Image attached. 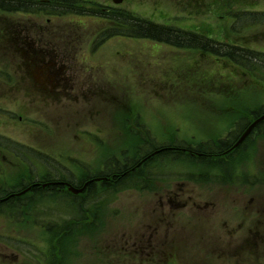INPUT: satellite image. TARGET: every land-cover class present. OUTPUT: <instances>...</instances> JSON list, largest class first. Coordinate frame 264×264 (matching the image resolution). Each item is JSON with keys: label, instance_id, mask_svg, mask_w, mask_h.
Returning <instances> with one entry per match:
<instances>
[{"label": "rangeland", "instance_id": "rangeland-1", "mask_svg": "<svg viewBox=\"0 0 264 264\" xmlns=\"http://www.w3.org/2000/svg\"><path fill=\"white\" fill-rule=\"evenodd\" d=\"M73 1L183 37L200 34L219 49L233 44L264 53V24L238 22L233 31L228 12L215 17L216 0ZM228 6L264 13V0ZM112 27L97 15H0V137L43 158L31 165L0 146V197L44 178L77 186L110 162L121 186L141 183L113 195L100 183L80 196L43 190L3 204L0 264H264V128L236 146L264 110V72L244 75L227 58L177 47L185 40L176 37L164 44L128 32L104 41ZM17 33L37 53L36 61L27 56L28 72L21 40H12ZM226 140L233 153L201 163L190 154L162 158L155 149L195 151ZM130 159H143L131 173L123 167ZM15 238L24 241L29 263L14 254L8 239Z\"/></svg>", "mask_w": 264, "mask_h": 264}, {"label": "trees", "instance_id": "trees-1", "mask_svg": "<svg viewBox=\"0 0 264 264\" xmlns=\"http://www.w3.org/2000/svg\"><path fill=\"white\" fill-rule=\"evenodd\" d=\"M235 2H237L238 0H233ZM251 0H242L243 3H250ZM229 3H232V0H216V2L214 4H212L213 8H215V12L214 15L215 17H217V14L220 11H223V14L225 16H227L228 12L231 16V18L234 20L233 21V27L232 30L234 31V28L236 26V24L238 22H240V24H244L247 22H258V23H263L264 24V13H259L257 14H253L252 12L249 11H237V12H232L230 10L231 6H228ZM244 6V5H242ZM246 7V6H244ZM45 8H49L48 10H46ZM213 8H209L208 12H211V10ZM46 12L47 15H50V17L52 18H63L65 16H67L68 14L71 15H87V16H96L97 17H101L104 18L106 20H108V22L112 25H114L115 27H112L111 29L106 30L101 36H104L103 40L107 41L110 40L111 38L114 37H128L129 34L127 35L128 32H132L133 34H131V38H135V39H153L159 42H164V40L168 43V44H172L169 41L173 38H177L179 40H185L184 43L187 45H182L179 42V45H176L177 47L181 48V49H195V50H201L202 52L206 53V54H213L216 56H220V57H224L229 59L232 63H234V65H236L238 68L242 67L244 70L248 69L249 73L252 74H257L259 72H264V53L263 52H258V51H253L251 49L245 48V47H240L237 45H225L227 47L226 50L223 49H219V47H213V46H218L216 44H218V42H216L215 40H212L210 38L204 37L200 34H196V33H191V32H183L185 35V37L177 34L174 32V29L168 28V27H164V26H159L155 23H152L150 21H145V20H139L137 18H135L133 15L129 14V13H125V12H120V11H111L109 9H107L106 12H104L105 14H98V13H94L92 11H90L89 9H85L84 7L79 6L78 4H76L73 0H48V1H43V0H0V15H4V16H15L17 14H23V15H30L31 13H36V14H41L42 12ZM219 18H224L223 16L219 15ZM257 19V20H255ZM126 25V27L124 25ZM239 24V23H238ZM128 27V28H127ZM128 29L130 31H128ZM4 31V30H3ZM12 31V29H11ZM10 28L8 27L5 31V34H9L10 32ZM239 32V31H238ZM18 40H21L20 43L22 45V49L25 52V59H23V67L26 69V71L28 72V65L29 62L27 60V45H28V41L26 38H19L18 33L14 34ZM8 39H12L10 36H8ZM14 41V39H12ZM186 40H191V45L188 44V42ZM10 42V41H9ZM182 45V46H181ZM219 45H223V44H219ZM223 47V48H226ZM7 48H10L7 45ZM24 54V53H23ZM36 61V60H35ZM44 62V61H41ZM35 63V62H34ZM247 71V70H246ZM2 72V71H0ZM264 110L260 113L257 114V117L260 116L261 113H263ZM264 128V123L261 124L258 127V131L260 132L262 129ZM235 134L231 133L229 135V138H235ZM209 144V143H208ZM207 145V144H205ZM211 147H215L216 149H210L209 151H218V152H210V153H217V154H212V158H210V160L212 159H222L220 156H223V154L225 153L226 150H224V146H226L228 149L232 148L233 146L230 145L229 141H219L217 143H215L214 145L210 144ZM0 146H2L5 149H11L13 147L17 148V151L15 153L16 156L20 157V158H24V156L28 153H33L34 151L29 149V148H25L23 146H20L18 144H15L13 142L10 141H6V145L0 143ZM189 148H191L190 145H187ZM204 146V145H201ZM201 146H198L197 148L200 149L202 148ZM197 149V150H198ZM227 149V150H228ZM171 150H177V148L175 149H171ZM169 149H166L164 151L167 152H163L162 150V155H160L162 158L164 157H168L169 155H171L169 152L171 151ZM36 156V155H35ZM198 161L201 163L204 161V159H202L201 157H199ZM114 162V161H113ZM112 162H110L108 164L109 170L108 171H104V173L102 174V176H104L107 180L105 181V183H102L103 189L107 190L104 193L113 195L115 193L118 192H122L127 189L130 188V185L127 186H121L122 181L120 180L121 174L120 172H118V169L116 168V166L114 168H112L113 165H111ZM118 163V161L116 162ZM120 164V163H119ZM118 164V166H119ZM116 165V164H115ZM140 165L139 160L137 161L136 159H130L129 160V165L127 164L126 166H123L125 169H127L128 167H131L133 169L129 170V173L133 172V170L135 171L136 168H138V166ZM136 174H131L130 176V180H132L133 178H135ZM137 179V177H136ZM110 181H116L117 184L115 185L114 183L112 184ZM96 183H92L88 189L85 191L84 194H93V190L96 188ZM135 186V185H133ZM117 188V189H116ZM145 188V187H143ZM41 190V189H40ZM83 194V195H84ZM20 199H14L13 202H18ZM4 205H0V207H2ZM19 208V207H17ZM52 233V232H50Z\"/></svg>", "mask_w": 264, "mask_h": 264}, {"label": "bare ground", "instance_id": "bare-ground-1", "mask_svg": "<svg viewBox=\"0 0 264 264\" xmlns=\"http://www.w3.org/2000/svg\"><path fill=\"white\" fill-rule=\"evenodd\" d=\"M247 48V47H246ZM241 69H243L242 67H240ZM247 70V71H246ZM246 70H242L245 74L244 75H249L250 76V73H249V70L248 69H246ZM260 112H262V111H259L258 113H260ZM264 116V112L263 113H261L260 114V116H258L257 117V114H256V116H255V120L249 125V127L252 125V124H254L258 119H260L261 117H263ZM264 123V121H262L261 123H259L254 129H253V131H252V133H254L255 131H258V127L261 125V124H263ZM251 133V134H252ZM231 134V133H230ZM229 134V135H230ZM250 138V137H249ZM248 138V139H249ZM235 139V138H234ZM248 139H246L244 142H243V146H245V144H246V142L248 141ZM227 141V140H226ZM219 142V141H218ZM230 145H232V144H230ZM202 148H200V149H198V150H195V151H189V150H191L188 146H186V147H180V145H177V144H170V145H168V146H163V147H160V148H158V147H156L155 149H156V153L157 154H162V150H163V152H167V151H164V150H166V149H169V150H171V149H175V148H177L178 149V151L177 150H171L169 153L174 157V158H181L183 155H186V154H190L192 157H196V159L198 160L199 159V157H201L202 159H204V161L206 160V162L207 161H211L210 160V158H212V154H217V153H210V152H218V151H209L212 147H211V145H210V143L209 144H207V145H204V146H201ZM155 149H153L154 151H155ZM212 149H216L215 147H213ZM228 148L226 147V146H224V150H227ZM152 150V151H153ZM16 151H17V148L16 147H13V148H11L10 150H8V152L9 153H11L12 155H14L15 153H16ZM188 152V153H187ZM239 152V151H238ZM231 153H233V151L231 152ZM228 154H230V153H227V154H223V156H220L221 158H224L225 156H227ZM182 155V156H181ZM152 156L153 155H149L148 156V159L150 160V162L149 163H147V165H149V164H152L153 163V161H151L152 160ZM43 158H39V161H41ZM137 161L139 160V162L140 163H142L143 162V159H136ZM212 160H218V159H212ZM200 163V162H199ZM146 165V166H147ZM29 169H28V172L30 171V173L31 172H33V170H31V169H33L34 168V166H29L28 167ZM130 169H133V168H130ZM134 171V170H133ZM94 178H95V176H93L92 175V173L90 174V176H88L87 178H85V180L83 181V183L82 184H79V185H75L74 184V182L73 181H68L69 183H67L68 185L67 186H65L63 189H71V192H72V189H75V188H77V187H80V186H82V185H86V186H90L91 184H92V182H93V180H94ZM137 179H138V181L139 180H141V177H137ZM136 178H134V180H137ZM51 179L50 178H44V180H39L36 184H35V186H33V187H26V188H24L22 191H20L19 193H17V192H11L9 195H7V196H5V197H0V199H3V200H5V201H0V205H3V204H7V203H12L13 202V200L14 199H20L19 201H21V199H22V197H24L25 195H27L28 193H31V192H33V193H35V194H38V193H40L41 191H43L41 188H43L42 186L43 185H45V186H48V185H50V184H55V183H51ZM97 182H99V181H97ZM130 185V188L129 189H140V185H141V183H137V184H129ZM133 185H135V186H133ZM32 188V189H31ZM146 188V187H145ZM41 189V190H40ZM128 190V189H127ZM3 189H2V191L0 192V195H3ZM72 195L73 196H78V194H76V193H74V192H72ZM9 241H11V242H13L14 243V245L16 246L15 248H14V254H16V256L17 257H19V258H21V259H24L26 262H28L29 263V259L27 258V257H25V255H24V241H21L20 239H8ZM11 247L10 246H8V249H10Z\"/></svg>", "mask_w": 264, "mask_h": 264}, {"label": "flooded vegetation", "instance_id": "flooded-vegetation-1", "mask_svg": "<svg viewBox=\"0 0 264 264\" xmlns=\"http://www.w3.org/2000/svg\"><path fill=\"white\" fill-rule=\"evenodd\" d=\"M15 36V35H14ZM27 41H28V45H27V56H28V58H29V60L32 62V61H34L35 60V58L37 57V53H36V51H35V47H34V44H33V42L32 41H30L29 39H27ZM17 42V38L16 37H14V44ZM161 43H164V44H168L165 40H164V42H161ZM13 44V45H14ZM46 63H45V60H44V64L43 65H45ZM43 68V70H44V66L42 67ZM0 138H2V137H0ZM2 139H5V138H2ZM6 141H10V142H13V143H15V144H18V145H20V146H23V147H25V148H29V149H31V150H33L35 153H38L36 150H34V149H32L31 147H27V146H24L23 144H20V143H17V142H14V141H12V140H8V139H5ZM233 147H234V145H232ZM230 148V149H228V150H226L225 151V153L224 154H227V153H231L232 151H233V149L234 148ZM193 151V150H192ZM28 153V154H26L25 156H24V158L22 157V158H20V157H18V156H16L15 154V156L18 158V159H20V160H22L23 162H26V163H30L31 165L33 164V161L35 160H37V159H39L40 157H38V156H35V153ZM27 164V165H28ZM29 167V166H28ZM104 173V172H103ZM102 173V174H103ZM102 174H100V175H98L97 177H95L94 178V180H93V182L92 183H96V184H98V183H100V184H102V183H105V181L107 180L104 176H102ZM48 179V178H47ZM97 181H99V182H97ZM37 182H34L31 186H29V187H33V186H35V184H36ZM51 183H55V184H50V185H48V186H45V185H43L42 187L43 188H41L42 190H47V191H50V192H55V191H64V192H67V194L69 193L70 195H72V192H71V189H63L65 186H67L68 184L67 183H69L68 181H66V180H59V181H51ZM88 187L89 186H86V185H82V186H80V187H77L76 189H85V191L88 189ZM32 189V188H31ZM84 191V192H85ZM83 194V193H82ZM82 194H79L78 196H80V195H82ZM0 201H5V200H3V199H0Z\"/></svg>", "mask_w": 264, "mask_h": 264}, {"label": "water", "instance_id": "water-1", "mask_svg": "<svg viewBox=\"0 0 264 264\" xmlns=\"http://www.w3.org/2000/svg\"><path fill=\"white\" fill-rule=\"evenodd\" d=\"M123 2V0H115V3L116 4H121ZM262 121H264V116L261 117L260 119H258L254 124H252L248 129L247 131L245 132V134L243 135V137L240 139L239 143L236 145L238 146L239 144H242L245 139L252 133L253 129L259 124L261 123ZM72 192L76 193V194H79V193H82L83 190H74L72 189Z\"/></svg>", "mask_w": 264, "mask_h": 264}]
</instances>
